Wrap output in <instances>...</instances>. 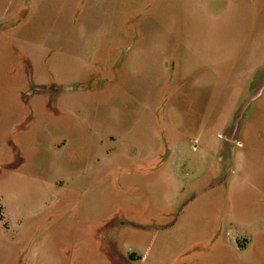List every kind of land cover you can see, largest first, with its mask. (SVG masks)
I'll return each instance as SVG.
<instances>
[{"label":"rangeland","instance_id":"rangeland-1","mask_svg":"<svg viewBox=\"0 0 264 264\" xmlns=\"http://www.w3.org/2000/svg\"><path fill=\"white\" fill-rule=\"evenodd\" d=\"M16 1L0 0V264H264V101L235 108L264 23L250 0H164L149 34L120 0ZM96 25L118 28L97 50ZM231 114L239 172L193 196L229 169Z\"/></svg>","mask_w":264,"mask_h":264},{"label":"crops","instance_id":"crops-1","mask_svg":"<svg viewBox=\"0 0 264 264\" xmlns=\"http://www.w3.org/2000/svg\"><path fill=\"white\" fill-rule=\"evenodd\" d=\"M18 2H20V0L16 1L15 7H18ZM40 2H41L40 0H35V5L38 7L40 5ZM241 2H242V0H230V3L232 6H234V4L239 5V4H241ZM152 4H153L152 8L154 9L153 12L156 14L154 15L155 17H152V19H151L150 11L152 9L151 10L146 9L143 0H120L121 11L122 12L123 11H130L135 16L134 25L136 26L138 33L149 34L151 31H157L161 25V16L164 15L165 12H167L168 7L166 8V6H168V5L166 4V2L164 0H154ZM124 6H127L125 8V10H124ZM116 9H117V6H116ZM8 14H9V11L7 13H5V17ZM248 14H249V21L252 20L255 17V15L257 17L259 15H261L264 18V0H250V9H249ZM120 25H121V23H120ZM165 28L166 27L164 26V29ZM255 28L256 29H254L253 31L250 29V27L247 29V32L252 31V36L249 39V47H248L249 49L247 48L246 43H244L243 46L241 47L244 57H247L248 60H254L255 61V63H254L255 66L253 67L252 71L248 70V72H246L245 74H242V78L243 79L245 78L244 80H248V81L252 77L256 76V74L258 72H261L262 68L264 66V23L261 24V22L260 23L258 22V24ZM117 29L118 28L114 29L113 26H109V25L106 28H103V26H100V25H96L94 28H90L89 30H92V31H89V34L91 37H93L96 40L94 49L97 50L98 48L101 49L103 47L102 39L100 41L101 33L105 32V33L112 34V32L117 31ZM256 31H257V35L259 34L258 37L260 38V40L258 41L257 44H255L253 42L254 41L253 36H254V34L256 35ZM93 33H96L97 36L95 37V34H93ZM118 33H120L119 30H118ZM118 35L114 36V37L111 36V42L112 43L115 42L114 44L117 47L119 46L120 48H122L123 47L122 43L118 44L119 40L115 39L118 37ZM18 41H19L20 45L27 48L26 41L21 40V39H18ZM147 42H148V40H147ZM96 43H97V45H96ZM100 43H102L101 46H100ZM136 46H141V44H139V45L136 44ZM254 53H255V55H253ZM256 54H258V55H256ZM262 80L264 82V77H262ZM258 96L260 97V101H264V83H263V87L260 90L257 97ZM263 137H264V134L262 133V138ZM215 138L218 139V136H216ZM235 139H236V137H235ZM216 147H217V141H216V146L214 148L215 151H216ZM236 171L239 172L238 170H236ZM241 180L243 181L244 178L241 177ZM227 188L229 189V187H227ZM230 232H232V231H230ZM230 232H229V230L222 229V232L220 234L219 245H222V246H226V245L229 246L230 245L233 247L235 246L236 240L234 238H232V236H230ZM234 236L236 237L237 235H234Z\"/></svg>","mask_w":264,"mask_h":264},{"label":"flooded vegetation","instance_id":"flooded-vegetation-1","mask_svg":"<svg viewBox=\"0 0 264 264\" xmlns=\"http://www.w3.org/2000/svg\"><path fill=\"white\" fill-rule=\"evenodd\" d=\"M122 61H123V57H122V54H121V58H120V62H119L118 67H120V65L122 64ZM115 73H117V70L115 71ZM257 74H259L258 77H257ZM257 74H256V76L252 77L249 81H247L246 84H245V85H247V87L246 86L243 87L239 91V93L236 95L237 98L235 100L236 101L235 108L240 102H242V100L246 99L247 97H248V99H250L252 93L256 90V89L252 88V86L254 85L253 82L256 80V78H258V80L262 81V79L260 77L261 76L264 77V70L262 72H258ZM261 81H260V83H261ZM32 92H36L38 94H45L51 100H53L54 98H56V94H57L58 91H56L53 88H49L48 86H40L39 88H33L31 93ZM258 100H260V97L256 96V97H254L253 99H251L249 101V103L247 105V107H248L247 109H248L249 112H251V110H252L250 108L253 107V102H257ZM255 109H257V106H256ZM244 117L246 118V113H245ZM244 117H243L242 121H240V122H238L237 118H235V120H234V124H238L239 125V129H238L237 136H236V141L233 140V138H231V136H229L230 135V129L234 125V124L231 125V122H230V120L232 118V114H231V116L229 117V120L227 121V123L224 126V132L227 134V136H226V138H224L225 135H226L225 134L224 137L221 138L220 147H219L220 139L217 140V147H216L217 151H216V153L218 152L219 149H223V150L227 149V155H223V157L220 158V161H224V159L226 158L227 162L229 163L228 171L226 169H224V174L221 177H215L214 178L215 181H213L211 183L212 185H210V187L201 188L193 196H195V195H197L198 193H201V192H206V191L210 190L211 188H216L218 186H221L222 184H226V183L228 184V179H229L231 173L233 171L235 172L237 170V169L235 170V168H234L235 162L237 163V158H239L241 156V154H242L241 152H242L243 146L241 145V139L239 138V136H240L241 131L243 129H245V127L247 126V123L244 122ZM223 139H225V140H223ZM223 154H225V153H223ZM263 180H264V178H263ZM227 184H226V187H228ZM262 185H264V184H262ZM259 187H264V186H259ZM179 213H178V215H180ZM171 225H173V224H170V225L167 224L165 226H143V227L138 226V227H140L142 229L150 230V231H156V230H159L161 228H167V227L169 228ZM221 232H222V229L218 230L215 233V235H214L215 241L213 240L214 243L215 242H216V244L219 243Z\"/></svg>","mask_w":264,"mask_h":264},{"label":"water","instance_id":"water-1","mask_svg":"<svg viewBox=\"0 0 264 264\" xmlns=\"http://www.w3.org/2000/svg\"><path fill=\"white\" fill-rule=\"evenodd\" d=\"M262 70H264V66H263ZM263 83H264V82H263V80H262V81H261V84H260V85L256 88V90L252 93L250 99H248V100H246V101L244 102V104H243V106H242V109L245 108V107H247L249 101H250L251 99H253L254 97H256V96L259 94L260 90H261L262 87H263ZM238 129H239V125H238V124H234V125L232 126V128L230 129V135H229V136H231V138H233V140H236L235 137H236V135H237Z\"/></svg>","mask_w":264,"mask_h":264}]
</instances>
